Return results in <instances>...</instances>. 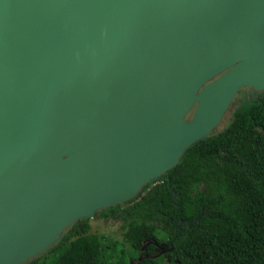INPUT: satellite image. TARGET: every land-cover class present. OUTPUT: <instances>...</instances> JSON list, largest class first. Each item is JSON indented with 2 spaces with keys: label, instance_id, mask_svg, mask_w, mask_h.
I'll use <instances>...</instances> for the list:
<instances>
[{
  "label": "water",
  "instance_id": "95a60500",
  "mask_svg": "<svg viewBox=\"0 0 264 264\" xmlns=\"http://www.w3.org/2000/svg\"><path fill=\"white\" fill-rule=\"evenodd\" d=\"M264 91V0H0V264L127 203Z\"/></svg>",
  "mask_w": 264,
  "mask_h": 264
},
{
  "label": "trees",
  "instance_id": "16d2710c",
  "mask_svg": "<svg viewBox=\"0 0 264 264\" xmlns=\"http://www.w3.org/2000/svg\"><path fill=\"white\" fill-rule=\"evenodd\" d=\"M121 209L122 241L83 220L27 264H264V94L245 100L223 131L192 145L132 201L95 217ZM152 242L172 243L171 256L145 258Z\"/></svg>",
  "mask_w": 264,
  "mask_h": 264
},
{
  "label": "flooded vegetation",
  "instance_id": "af4514ba",
  "mask_svg": "<svg viewBox=\"0 0 264 264\" xmlns=\"http://www.w3.org/2000/svg\"><path fill=\"white\" fill-rule=\"evenodd\" d=\"M264 94V91H255L252 88H242L241 90H239L238 94L236 95L234 101L231 104V107L229 109L228 114L226 115V117L224 118L223 122L221 123L220 127L218 128L217 133H219L220 131H223L227 125L232 121V114L233 112L239 108L243 102H245V100H248L249 98H256L258 96H261ZM122 206H125L126 203L124 204H120ZM119 206V205H118ZM125 210L121 209L120 210V214L116 215V217H109V218H115V219H119L121 218V213H124ZM100 213V212H98ZM97 215V214H96ZM95 215V216H96ZM122 219V223L124 224V219ZM122 224V226H123ZM154 248L149 251L148 253H145L143 256L145 258H156V257H167L171 256V253L173 252V246L172 243H166V242H162V243H157V242H152ZM150 245L147 244L146 247H144L143 249L145 250L148 249V246ZM141 260V259H140ZM169 262V260H168ZM133 264V263H131Z\"/></svg>",
  "mask_w": 264,
  "mask_h": 264
},
{
  "label": "rangeland",
  "instance_id": "374dc122",
  "mask_svg": "<svg viewBox=\"0 0 264 264\" xmlns=\"http://www.w3.org/2000/svg\"><path fill=\"white\" fill-rule=\"evenodd\" d=\"M122 219L108 218L103 219L99 217H94L89 220L90 230L93 233H103L109 236H112L114 239L120 241L123 240V228H122Z\"/></svg>",
  "mask_w": 264,
  "mask_h": 264
}]
</instances>
